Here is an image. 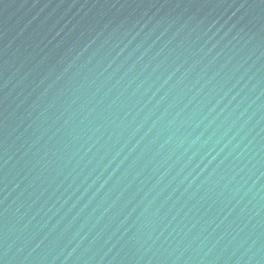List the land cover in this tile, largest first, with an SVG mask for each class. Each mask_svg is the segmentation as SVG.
<instances>
[{
	"label": "water",
	"instance_id": "water-1",
	"mask_svg": "<svg viewBox=\"0 0 264 264\" xmlns=\"http://www.w3.org/2000/svg\"><path fill=\"white\" fill-rule=\"evenodd\" d=\"M0 264H264V0H0Z\"/></svg>",
	"mask_w": 264,
	"mask_h": 264
}]
</instances>
